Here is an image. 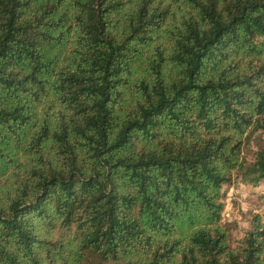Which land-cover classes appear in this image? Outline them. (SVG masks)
I'll return each mask as SVG.
<instances>
[{"label": "trees", "instance_id": "obj_1", "mask_svg": "<svg viewBox=\"0 0 264 264\" xmlns=\"http://www.w3.org/2000/svg\"><path fill=\"white\" fill-rule=\"evenodd\" d=\"M237 180H264V0H0V264H264Z\"/></svg>", "mask_w": 264, "mask_h": 264}, {"label": "rangeland", "instance_id": "obj_2", "mask_svg": "<svg viewBox=\"0 0 264 264\" xmlns=\"http://www.w3.org/2000/svg\"><path fill=\"white\" fill-rule=\"evenodd\" d=\"M258 135L252 141L250 148L244 151L249 160L253 158L254 152L258 150L261 134ZM226 189L223 220L232 223L233 236L235 239H240L244 236L245 231L251 228L252 216L263 210L264 180L258 183L237 180L232 185L226 186Z\"/></svg>", "mask_w": 264, "mask_h": 264}]
</instances>
